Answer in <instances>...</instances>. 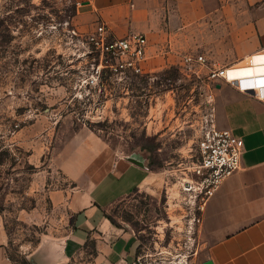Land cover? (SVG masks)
Listing matches in <instances>:
<instances>
[{"label":"rangeland","instance_id":"1","mask_svg":"<svg viewBox=\"0 0 264 264\" xmlns=\"http://www.w3.org/2000/svg\"><path fill=\"white\" fill-rule=\"evenodd\" d=\"M88 25L79 0H0V231L10 253L21 259L68 235L73 199L88 184L71 178L60 158L87 143L139 156L163 173L158 198L136 192L108 209L115 225L137 235L135 263L201 264L202 211L183 186L199 179L205 98L202 80L181 64L186 53L220 54L201 45L161 62L154 47L151 75L114 93L105 75L107 92L97 95L80 89L91 62L72 55L68 38L69 28Z\"/></svg>","mask_w":264,"mask_h":264},{"label":"crops","instance_id":"2","mask_svg":"<svg viewBox=\"0 0 264 264\" xmlns=\"http://www.w3.org/2000/svg\"><path fill=\"white\" fill-rule=\"evenodd\" d=\"M79 1L89 22L87 30L102 21L117 37L129 30L142 32L150 40L151 57L155 47L161 62L169 61L166 55L173 50L203 45L220 54L209 57L230 66V77H249L264 87V0ZM247 58L251 65L244 63ZM215 107L217 126L242 137L245 149L241 168L204 204L199 226L201 264L207 260L264 264V100L223 82L215 93ZM74 147L60 164L75 181H86L88 188L73 199L76 208L68 235L17 259L0 231V264L136 262L137 235L115 225L108 209L136 192L158 198L165 183L163 173L136 155L107 152L99 145L91 151L87 143Z\"/></svg>","mask_w":264,"mask_h":264},{"label":"built area","instance_id":"3","mask_svg":"<svg viewBox=\"0 0 264 264\" xmlns=\"http://www.w3.org/2000/svg\"><path fill=\"white\" fill-rule=\"evenodd\" d=\"M68 38L73 44L72 55L91 62L88 72L80 79V89L95 90L97 95L104 89L105 75L110 77L109 90L129 89L136 80L151 75L148 70L151 59V43L146 34L129 30L121 37L111 34L105 22H98L93 29L81 32L76 26L69 28ZM166 53L169 51L167 47ZM163 55V54H161ZM182 70L194 74L203 82L204 103L198 121L199 139L197 151L200 160L194 181L185 180L183 190L195 191L199 209L212 197L220 185L241 168L245 149L244 139L229 129L216 124L215 93L223 82L264 100L258 83L249 77L233 78L228 65H222L203 52L186 53L182 59ZM85 95H88L87 93ZM107 96V95H106ZM113 96V94H112ZM82 97V96H81ZM201 222L202 218H198ZM136 264V263H135Z\"/></svg>","mask_w":264,"mask_h":264},{"label":"bare ground","instance_id":"4","mask_svg":"<svg viewBox=\"0 0 264 264\" xmlns=\"http://www.w3.org/2000/svg\"><path fill=\"white\" fill-rule=\"evenodd\" d=\"M252 64V59H249V61L246 63V65H251ZM230 72V71H229ZM263 81V80H262ZM264 87H260L259 88V91H260V93L261 94H263L264 95V93L262 92V89H263Z\"/></svg>","mask_w":264,"mask_h":264},{"label":"water","instance_id":"5","mask_svg":"<svg viewBox=\"0 0 264 264\" xmlns=\"http://www.w3.org/2000/svg\"><path fill=\"white\" fill-rule=\"evenodd\" d=\"M212 263H213L212 260H207V261L203 262L202 264H212Z\"/></svg>","mask_w":264,"mask_h":264}]
</instances>
